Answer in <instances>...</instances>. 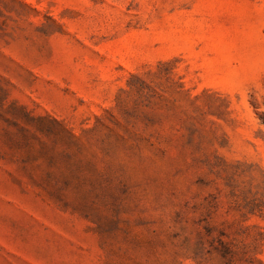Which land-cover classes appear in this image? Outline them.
I'll list each match as a JSON object with an SVG mask.
<instances>
[{"label":"rangeland","instance_id":"obj_1","mask_svg":"<svg viewBox=\"0 0 264 264\" xmlns=\"http://www.w3.org/2000/svg\"><path fill=\"white\" fill-rule=\"evenodd\" d=\"M0 264H264V0H0Z\"/></svg>","mask_w":264,"mask_h":264}]
</instances>
